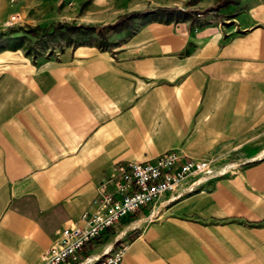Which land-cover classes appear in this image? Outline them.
Listing matches in <instances>:
<instances>
[{"label":"crops","instance_id":"crops-1","mask_svg":"<svg viewBox=\"0 0 264 264\" xmlns=\"http://www.w3.org/2000/svg\"><path fill=\"white\" fill-rule=\"evenodd\" d=\"M188 1L53 0L56 21L75 25L158 7L192 13L102 49L0 50V264H39L56 232L93 210L98 184L112 190L116 164L167 150L237 167L161 196L108 246H84L77 264L129 230L119 264H264V0L211 12L221 0Z\"/></svg>","mask_w":264,"mask_h":264},{"label":"built area","instance_id":"built-area-1","mask_svg":"<svg viewBox=\"0 0 264 264\" xmlns=\"http://www.w3.org/2000/svg\"><path fill=\"white\" fill-rule=\"evenodd\" d=\"M12 17L16 18V15ZM236 166L187 158L173 150L161 152L143 162L116 164L109 176L112 190H106L104 182L98 184L91 199L93 210L81 214V225H68L58 230L54 242L40 254L39 264H77L80 250L94 243L121 220L151 206L163 195H169L173 200L209 180L234 173ZM125 249L126 245L120 244L93 260L84 258L82 263L119 264Z\"/></svg>","mask_w":264,"mask_h":264},{"label":"trees","instance_id":"trees-1","mask_svg":"<svg viewBox=\"0 0 264 264\" xmlns=\"http://www.w3.org/2000/svg\"><path fill=\"white\" fill-rule=\"evenodd\" d=\"M195 0H189L188 3H192ZM233 0H221L213 7H209L205 12H211L216 8L222 7L226 4L232 3ZM192 12L180 10L175 7L163 8L158 7L150 10L143 11H131L118 16L112 23L103 25H88V24H66L56 22L50 27H25V28H10V33L14 34L16 31H21L23 35H29L30 37H36L37 34L43 33L50 39L58 42H64V46H79V45H93L97 48H107L112 45V37L116 34L123 33L124 35L132 34L136 28L143 23L147 22H163L168 23L171 21H178L187 19ZM5 34L0 32V39H3ZM21 36H11L8 39L18 40ZM21 44L14 43L10 47L17 48ZM27 54V53H26ZM143 209V208H142ZM142 209L136 211L125 219H135L137 214ZM111 229V228H110ZM109 230V229H108ZM106 230V231H108ZM105 231V232H106ZM136 236V231L128 233L125 238H119L113 242L112 248L119 246L121 243L131 240ZM84 256L80 255V259Z\"/></svg>","mask_w":264,"mask_h":264},{"label":"rangeland","instance_id":"rangeland-1","mask_svg":"<svg viewBox=\"0 0 264 264\" xmlns=\"http://www.w3.org/2000/svg\"><path fill=\"white\" fill-rule=\"evenodd\" d=\"M53 0H0V32L4 33L5 37L0 39V50L11 48L14 43L21 44L20 50L32 57H45L60 50L64 46L62 41H54L49 37L39 33L36 37L23 35L21 31H16L14 34L10 33V28H25V27H50L56 22L73 24L72 22L56 21L61 15V4L56 5L52 3ZM13 18L12 16H15ZM13 18V19H12ZM21 36L18 40H11L8 37ZM237 167V166H236ZM162 198H159L160 200ZM148 207V206H147ZM146 207V208H147ZM145 208V209H146ZM130 219H124L118 223V226L112 227L104 232L97 240L96 245L101 248L108 246L113 237L122 231L120 225L126 224ZM133 230L124 231L121 238L132 232ZM110 250V248L108 249ZM94 251L92 249L90 254Z\"/></svg>","mask_w":264,"mask_h":264}]
</instances>
